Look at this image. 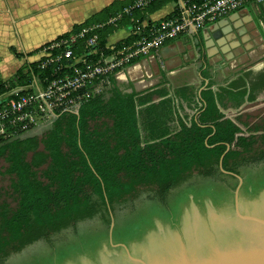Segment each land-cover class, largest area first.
Segmentation results:
<instances>
[{
  "label": "water",
  "instance_id": "water-1",
  "mask_svg": "<svg viewBox=\"0 0 264 264\" xmlns=\"http://www.w3.org/2000/svg\"><path fill=\"white\" fill-rule=\"evenodd\" d=\"M231 13L202 29L206 47L224 53L249 36ZM0 264H264V109L199 125L0 219Z\"/></svg>",
  "mask_w": 264,
  "mask_h": 264
},
{
  "label": "trees",
  "instance_id": "trees-1",
  "mask_svg": "<svg viewBox=\"0 0 264 264\" xmlns=\"http://www.w3.org/2000/svg\"><path fill=\"white\" fill-rule=\"evenodd\" d=\"M165 1H151L146 8L155 10ZM123 3L124 0H112L82 22L73 24L70 30L106 20ZM135 16L143 18L140 14ZM112 28L111 24H104L95 29L99 44L103 45L105 35ZM126 41L123 39L115 46ZM10 49L19 55L13 47ZM40 59L25 62L24 69L17 68L12 79H0V93L14 86L13 79L18 84L30 79V71L37 72ZM43 71L47 74L49 68ZM261 86H264V67L247 85L244 75H239L214 89L205 85L197 97L187 86L176 87L172 96L167 95L164 86L145 92L113 90L106 99L94 93L78 105L77 113L57 111L51 126L39 133L0 137V219L199 125L264 109V98L253 100L252 93ZM244 95L248 102L241 108L222 111L239 106ZM173 96L189 106L195 104V98L200 102L188 124L183 116L176 115Z\"/></svg>",
  "mask_w": 264,
  "mask_h": 264
},
{
  "label": "crops",
  "instance_id": "crops-1",
  "mask_svg": "<svg viewBox=\"0 0 264 264\" xmlns=\"http://www.w3.org/2000/svg\"><path fill=\"white\" fill-rule=\"evenodd\" d=\"M111 1L0 0V79L3 81L12 79L17 68L24 69L25 62L41 57L40 46L44 42L62 32L70 31L73 24L82 22ZM127 1L124 0L123 4ZM175 8V0H166L155 10L144 8L141 11H133V15L140 14L147 21L155 22L173 12ZM236 11L239 15L233 18V22L237 27H249L246 30L249 36L241 35L237 46L225 50L224 53L216 50L214 45L206 47L201 31L213 22L210 21L202 27L191 28L190 34L183 33L164 41L148 56L134 59L122 68L96 80L93 85L94 92L106 99L111 96L113 90L121 93L145 92L151 88L164 86L167 95L172 96L176 87L187 86L197 97L199 90L205 85L214 89L226 85L239 75H244L246 85L249 84L264 67V0L257 3L247 2ZM131 37L129 16L124 15L117 25L113 26L112 31L105 35L103 44L115 45ZM231 42H234L233 39ZM10 47L19 55L16 56ZM232 53L234 55L231 58H226ZM252 93L253 100L264 98V86L254 89ZM194 100L195 104L189 106L173 96L176 115L183 116L187 124L188 119L201 105L196 98ZM246 102L248 100L244 95L239 108ZM227 108L234 111L230 109L234 107ZM53 119L37 122L24 133L29 135L39 133L49 128ZM47 123L48 126L38 129Z\"/></svg>",
  "mask_w": 264,
  "mask_h": 264
},
{
  "label": "built area",
  "instance_id": "built-area-1",
  "mask_svg": "<svg viewBox=\"0 0 264 264\" xmlns=\"http://www.w3.org/2000/svg\"><path fill=\"white\" fill-rule=\"evenodd\" d=\"M151 1L156 0H128L106 20L89 22L44 43L30 83L13 79L14 86L0 93V137L21 135L37 122L53 119L57 111L77 113L78 105L95 93L96 80L148 56L168 39L190 34L191 28L224 17L247 2L262 0H175V10L155 22L133 15ZM124 15L129 16L131 39L119 46L99 44L95 29L116 26Z\"/></svg>",
  "mask_w": 264,
  "mask_h": 264
},
{
  "label": "rangeland",
  "instance_id": "rangeland-1",
  "mask_svg": "<svg viewBox=\"0 0 264 264\" xmlns=\"http://www.w3.org/2000/svg\"><path fill=\"white\" fill-rule=\"evenodd\" d=\"M26 81V83H30V79L29 78H27V80H25ZM46 126H48V123L47 124H45V125H41L40 127H38V129H43V128H45ZM24 132H22L21 134H23Z\"/></svg>",
  "mask_w": 264,
  "mask_h": 264
}]
</instances>
